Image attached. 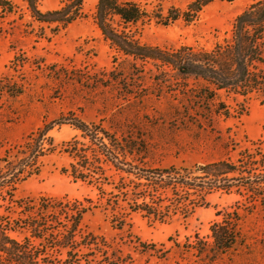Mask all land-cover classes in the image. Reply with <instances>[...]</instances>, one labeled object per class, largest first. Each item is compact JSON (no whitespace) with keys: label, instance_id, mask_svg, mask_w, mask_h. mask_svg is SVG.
<instances>
[{"label":"rangeland","instance_id":"374dc122","mask_svg":"<svg viewBox=\"0 0 264 264\" xmlns=\"http://www.w3.org/2000/svg\"><path fill=\"white\" fill-rule=\"evenodd\" d=\"M7 1L10 10L0 5V88L15 83L22 92L0 95V157L43 128L52 138L41 142L51 148L26 163L32 174L13 191L16 200L54 206L48 230L58 233L43 237H72L70 255L51 247L48 255L71 264H264V206L245 190V179L227 191L233 182L215 183L201 172L155 173L240 160L242 174L261 175L255 159L264 154V31L250 81L219 88L124 53L98 28L97 0H82L80 16L56 31V23L33 17L28 0ZM68 1L36 6L44 12ZM117 1L144 10L128 23L112 15L113 26L138 44L209 52L231 45L235 17L257 0H212L195 13L189 0ZM82 123L107 133L113 145L86 137ZM0 194V214L16 210L15 217L17 204L2 201L8 191ZM76 213V231L67 234ZM223 216L239 217L237 244L217 253L211 225Z\"/></svg>","mask_w":264,"mask_h":264},{"label":"trees","instance_id":"16d2710c","mask_svg":"<svg viewBox=\"0 0 264 264\" xmlns=\"http://www.w3.org/2000/svg\"><path fill=\"white\" fill-rule=\"evenodd\" d=\"M36 1L28 0L33 17L39 22L48 24L47 26L56 23V25L50 27L53 31L58 29L57 24L67 25L75 21L81 14L82 0H70L59 9L44 12L37 8ZM210 1L212 0H189L188 9L190 12L195 13ZM226 1L230 2L233 0ZM0 5L6 11L11 8L7 0H0ZM113 14L121 21L128 23L134 22L143 16L144 10L138 3L132 1L97 0L95 20L98 28L107 39L124 53L170 64L181 76L202 77L210 80L219 88L235 87L249 82L252 77L249 68L251 63L255 60H261V52L257 40L264 31V0L254 1L235 17L230 46L209 52L184 49L166 52L157 47L140 45L113 26ZM41 30H43V27H41ZM21 92L20 85L15 83L13 85H4V87L0 88V95L7 93L15 96ZM77 128L91 140L100 141L106 139L112 145L115 141L93 124L82 123ZM44 131L46 129H41L36 136L33 134L24 145L0 157V190L8 191V195H2L1 199L4 203L10 204L11 207L17 204L19 209L15 217L12 215L16 213V210L12 212L6 211L5 215L0 214V264H71L69 261L67 262V259L58 261L50 257L47 250H45L48 247L59 248L60 250H65L67 255H70L71 248L68 244H70L72 237H51V240L48 237H43L48 234L55 235L58 233L53 226L48 230V226L55 222L51 218V215L55 212L54 206L43 198L38 203L31 200H16L13 192L17 184L32 174L31 171L25 170L26 163L28 161L35 162L37 155L43 154L51 148V145L46 147L41 143L45 140L50 144L49 142L52 141L51 137H45ZM73 150H76L75 147H73ZM253 158L254 156L248 157L250 162H255ZM255 160L261 163V175L258 173L251 175L249 171L242 174L243 171L239 168L240 160H238L239 164L217 160L198 167H180L181 172L174 171L170 167L169 169H157L158 171L155 173L171 176L176 174L183 178H190L197 172H201L215 183L219 181L233 182L228 183L227 191H229L235 181L243 182L245 179L247 185L245 190L264 206V154L261 155L260 159ZM91 162L90 158L84 161L88 165ZM85 164L83 166H86ZM71 168L75 170V164H71ZM248 168L251 169L250 167ZM252 170L254 174L255 167ZM71 175L75 179L77 178L74 175V171L71 172ZM85 177V175H82L80 178L84 179ZM75 216H77V219L71 225L67 234H74L76 231L80 214L76 213ZM237 216L234 220L223 216L222 221L214 222L211 225L212 245L217 253H225L236 246L235 237L238 236L236 226L239 218ZM24 233L29 236L24 235L22 240L15 238ZM34 240H37L36 243L38 244H35ZM44 240L49 241V245L43 244Z\"/></svg>","mask_w":264,"mask_h":264}]
</instances>
